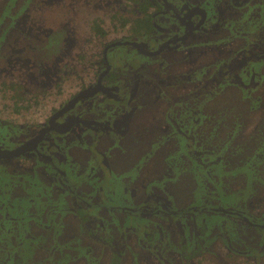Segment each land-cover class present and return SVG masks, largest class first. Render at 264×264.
Instances as JSON below:
<instances>
[{
  "label": "rangeland",
  "instance_id": "obj_1",
  "mask_svg": "<svg viewBox=\"0 0 264 264\" xmlns=\"http://www.w3.org/2000/svg\"><path fill=\"white\" fill-rule=\"evenodd\" d=\"M114 2L115 0H0V114L3 120L15 118L11 111L13 104L10 102V95H36L34 115L37 119L38 109L44 113L51 109L55 99L70 97L76 90L94 81L97 74L95 61H100L104 44L126 34V30L117 28L120 26L119 17L113 21L108 17ZM97 14L109 32L106 36H97L92 29V20ZM244 29L245 27L237 28L236 25L233 31L223 32L222 35H207L200 40L197 38L198 46L193 50L196 66L202 67L203 62L215 65L225 58H232L235 52L249 44L248 36L244 34L247 31ZM116 30L123 32L116 35ZM253 36L255 49L264 53V36L258 30L254 31ZM198 49L205 53L197 54ZM211 49L218 50L219 53ZM117 50L116 54L123 57L118 53L125 54L126 48L119 47ZM204 54L205 57L202 58ZM250 63L251 74L253 69L257 73L254 80L253 74L252 78L245 76L247 81L251 79L246 88L231 86L224 80L226 83L221 86L223 95L207 93L208 96L196 97L199 99H194L195 104L189 103L191 106L193 104L196 111L200 108H215L208 111L211 114L208 121L211 125L207 122L208 126L203 131H200L201 126L197 124L199 128L194 132L192 120L190 123H193L186 127L190 130L184 129L185 134L174 132L177 130L171 127L168 132L164 129L156 130L152 139H160L161 143L148 142V146L141 152L137 147L144 144L139 143V140L145 134L136 132V137L129 135L124 139V152L110 153L113 171L107 172L101 168L99 174H95L92 179L82 175L84 169H76L71 173L75 186L89 188L91 201L106 206L99 210L106 228L100 230L99 234L103 237L115 235L118 239L123 231L129 232L121 264H159L149 255V251L135 245L134 239L131 240L133 237L144 238L146 241L144 232L154 225L151 219L120 208L139 206L156 189L166 198L171 210L205 205L206 208L218 207L222 211L236 210L243 213L245 222L248 219L250 223H264V61ZM244 67L239 70H245ZM239 70L229 73L231 79H237L235 75ZM11 83L17 85L16 90L9 88ZM44 95H48L45 96V106L41 103ZM203 97L206 104L198 106ZM145 105L148 108L151 104L146 102ZM197 116L204 118L201 114ZM29 117L30 111L17 116L22 123L29 121ZM156 134L158 135L154 136ZM11 143L13 142L6 143L5 147L11 146ZM198 158L204 160L205 165L199 164ZM115 168H118L117 171ZM0 177H3L0 178V205L7 203L5 206H9L5 191L14 182L2 174L1 168ZM27 193L28 187L23 192L20 191L22 200L27 202L24 210L17 211V204L21 205L22 202L12 197L11 205L14 204L16 209L11 212V207L9 211L18 217L25 214L23 216L26 218L34 216L40 219L42 224H46L42 226V233L52 235V241L47 245L42 242L44 246L38 239L17 242L14 249L19 252L27 249L30 256L35 255L27 264L44 261L46 264H54L53 257L58 252L59 264H111L112 252L106 244L91 237L89 239L92 241L87 237L80 240V236H85L87 223L84 224L81 214L68 210L62 196H56L60 201H51L49 197L50 202H47L42 194L36 193L33 201H30ZM32 202H36V209L45 211L44 219L40 213L33 215L30 205ZM83 209L81 208L84 212ZM202 210L190 215L183 213L182 216L179 214L171 217L176 224V221L188 220L191 216L193 227L201 225L206 232H210V241L205 242V248L200 251V260L198 258L194 264H236L226 254L228 240L225 234H228V239L237 250L245 251L250 246L258 249L262 247V233H256L251 225L239 218V214L231 216L220 210ZM88 212L94 215L98 210L90 209ZM3 217V213H0V222L4 227L1 229L0 224V234L10 228ZM152 220L157 221L156 226L150 230L155 234L154 242L157 246L159 235H163L162 247L169 242L170 248L167 250L178 248L175 241L179 237V231H173L174 224L170 223L172 227L169 228L166 224L168 222L161 221L163 219L160 216ZM95 226L94 224V228ZM190 229V232L195 230ZM171 230L176 235L173 236ZM192 234H188L190 239L193 238ZM4 245L5 243L1 244ZM8 245L4 248L5 252H0L1 257H7V251H11L12 244ZM87 245L93 248L92 254L86 251ZM23 255L27 256L26 251ZM44 256L46 259H43ZM253 259L254 257L242 256L236 261L237 264H263V258H257L258 261ZM172 263L176 264V261Z\"/></svg>",
  "mask_w": 264,
  "mask_h": 264
},
{
  "label": "flooded vegetation",
  "instance_id": "obj_2",
  "mask_svg": "<svg viewBox=\"0 0 264 264\" xmlns=\"http://www.w3.org/2000/svg\"><path fill=\"white\" fill-rule=\"evenodd\" d=\"M108 17L111 21L119 17L120 26L117 28L126 30V34L104 44L99 56L100 61L98 59L95 61L94 68L97 74L93 82L79 88L70 97L55 99L51 109L44 113L38 109L37 119L34 115L36 95H10L9 99L13 104L11 111L15 118L3 120L0 114V153L15 150L27 144L30 146L13 155L0 154L2 174L14 182L12 187L5 191L9 206H5L7 203L0 205V213H3V218L10 227L0 234V249H2L0 252H5V246L12 244L11 251H7V257L0 256V264H9L10 260L11 264H27L35 258V255L28 254L27 249L22 252L14 249L17 242L38 239V242L44 246L52 241L51 233L46 235L42 233V226L46 224H42L40 219L34 216L26 218L23 216L25 214L18 217L11 213L16 209L14 204L11 205L12 197L22 202L21 205L17 204V211L24 210L23 207L27 202L25 199L22 200L20 191L23 192L26 187H28L27 195L30 201H33V195L36 193L42 194V198L47 202H50V198L51 201H60L56 199V196H62V201L68 205V210L81 214L82 221L84 224L87 223L84 229L85 236H80V240L83 241L87 237L88 240L93 238L106 244L112 252L110 262L114 255H117L121 264L126 251V236L129 232L123 231L118 239L115 235L103 237L99 234L100 230L106 229L99 210L106 206L91 201L89 188L81 185L78 187L77 184L75 186L71 173H74L76 169H84L82 175L92 179L95 174H99L101 168L103 171H113L110 153L124 152L126 147L124 139L129 135L136 137L137 133L145 134L144 138L138 139L139 143H144L137 147L141 152L148 146V142L161 143L160 139H152L153 132L156 130L164 129L168 132L171 127L177 130L174 132L185 134L184 129H188L186 127L194 122L192 127L194 132L199 126H201L200 131H203L211 118L208 111L215 108L206 110L199 107L200 109L196 111L193 108L194 99H199L196 98L199 95L208 96L207 93L223 95L221 86L226 83L223 82L224 80H227L231 86L246 88L249 85L247 82L251 83V79L247 81L245 76L252 78L253 74L254 80L257 73L253 69L251 74L250 62L264 61V53L258 52L252 43L255 30H258L262 37L264 36V0H115ZM142 17L150 19L149 29L146 30V27H143L135 31V22ZM100 20L99 14L94 16V22H98L103 31L98 33L94 29V33L97 36H106L109 32ZM236 25L237 28L245 27L244 30L247 32L244 34H247L249 44L235 52L232 58H225L215 65L201 62L202 67L196 66L193 50L195 46H198L197 38L200 40L207 35H222L223 32L233 31ZM117 30L116 35L123 32ZM119 47L126 48L125 54L118 53L125 58L116 54ZM221 50L220 46L219 51ZM212 51L218 52V50ZM202 52L205 53L200 49L197 50L199 55L203 54ZM204 57L205 54L202 58ZM207 57L210 56L207 55ZM240 67H244L245 70H239ZM236 69L239 71L236 72L237 79L234 80L229 73ZM10 87L16 90L17 85L11 83ZM93 89L94 93L90 95L89 92ZM78 94L82 96L72 103ZM45 96L48 95L41 98L43 106H45ZM146 102L151 104V107L147 108ZM200 102L198 106L206 104L204 97L200 99ZM189 103H193L192 106ZM29 111V121L20 122L17 116ZM1 112L2 108H0ZM200 114L204 118L197 116ZM190 120L193 122L190 123ZM208 124L211 125L209 122ZM1 130L7 132L2 133ZM10 142H13L12 145L5 147L6 143L10 144ZM8 158L11 160H7ZM200 158L197 162L205 165V161ZM68 169L71 171L69 172ZM117 169L115 168V171ZM142 186L144 187L143 184ZM153 193L139 206L120 208L123 211L149 217L154 224L151 225L152 228L157 222L152 219L160 216L163 219L161 221L169 223H166L169 228L174 224L175 227H172L174 232L179 231V240L175 241L178 248H172L173 250H167L170 248L169 242L162 247L163 235H159L160 245L157 246L154 242L155 234L150 231L151 227L149 231L144 232L146 241L144 238L131 237L135 245L149 251V255L159 264H173L174 260L176 264H194V261L201 256L200 251L205 248V242L210 241L208 235L210 232H206L200 224L193 227L191 216L188 220L176 221V224L171 217L183 213L190 215L195 211L209 209L220 210L231 216L239 214L240 219L243 221L246 219L243 213H238L236 210L222 211L218 207L206 208L205 205L171 210L168 201L159 190L156 189ZM30 205L33 215L40 213L44 219L45 211L36 209V202ZM9 208L12 209L11 212ZM81 208L87 209H83L85 210L83 212ZM90 209H96L98 213L91 215L88 212ZM204 223L206 224V221ZM245 223L251 225L256 233L261 232L264 240V223L260 221L250 223L248 219ZM0 224L3 229L2 221ZM94 224L97 227L94 228ZM190 228L195 230L190 232ZM173 231L171 233L174 236L176 234ZM189 233H193V238L190 239ZM225 237L228 240L226 254L232 260L234 259L236 264V260L242 256L254 257L253 261L263 258L261 262L264 264V243L259 249L250 246L249 249L240 251L232 245L228 234H225ZM203 239H205L204 242ZM193 242H195L194 247H192ZM2 243L5 245L1 246ZM85 247L89 254L93 253L90 245ZM25 251L27 256L23 255ZM43 259H46L45 256ZM59 260L58 252V255L53 257L54 264H59ZM32 264L36 263L32 262ZM38 264L46 263L44 261ZM85 264H91V262Z\"/></svg>",
  "mask_w": 264,
  "mask_h": 264
},
{
  "label": "trees",
  "instance_id": "obj_3",
  "mask_svg": "<svg viewBox=\"0 0 264 264\" xmlns=\"http://www.w3.org/2000/svg\"><path fill=\"white\" fill-rule=\"evenodd\" d=\"M149 25H150V19L148 17H142L135 22V31L140 30L143 27H146L145 29L148 30ZM92 29L93 30L95 29L98 33L99 32L101 33L103 31L100 24L98 22H94V20L92 21ZM111 264H120L119 256L114 255Z\"/></svg>",
  "mask_w": 264,
  "mask_h": 264
},
{
  "label": "water",
  "instance_id": "obj_4",
  "mask_svg": "<svg viewBox=\"0 0 264 264\" xmlns=\"http://www.w3.org/2000/svg\"><path fill=\"white\" fill-rule=\"evenodd\" d=\"M93 93H94V89L89 92L90 95ZM81 94H84V93H81ZM80 96H82V95L78 94V96L73 99L72 103H74ZM29 147H30L29 144H27V145H24V147H20V148H17L15 150H10V151H6V152H1L0 154H2V155H13V154L18 153V151H21L22 149L29 148Z\"/></svg>",
  "mask_w": 264,
  "mask_h": 264
}]
</instances>
